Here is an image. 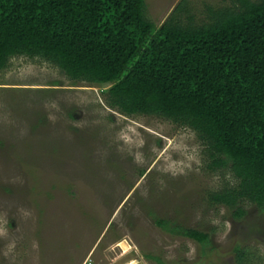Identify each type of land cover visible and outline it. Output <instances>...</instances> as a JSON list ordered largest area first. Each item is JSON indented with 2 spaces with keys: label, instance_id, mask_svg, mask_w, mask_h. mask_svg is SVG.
I'll use <instances>...</instances> for the list:
<instances>
[{
  "label": "rangeland",
  "instance_id": "rangeland-1",
  "mask_svg": "<svg viewBox=\"0 0 264 264\" xmlns=\"http://www.w3.org/2000/svg\"><path fill=\"white\" fill-rule=\"evenodd\" d=\"M145 1L159 29L183 0ZM186 1L199 23L207 7L231 5ZM110 88L73 83L40 59L17 57L0 71V264H237L236 247L264 264V213L243 203L238 219L208 201L235 181L208 169L196 133L111 110Z\"/></svg>",
  "mask_w": 264,
  "mask_h": 264
},
{
  "label": "trees",
  "instance_id": "trees-1",
  "mask_svg": "<svg viewBox=\"0 0 264 264\" xmlns=\"http://www.w3.org/2000/svg\"><path fill=\"white\" fill-rule=\"evenodd\" d=\"M205 15L199 23L183 0L157 29L145 0H0V71L26 57L73 83L110 85L111 110L192 130L208 169L229 171L235 185L210 193L212 205L238 219L243 203L264 213V0H231ZM156 225L210 244L208 234ZM235 253L237 264L252 262L246 249Z\"/></svg>",
  "mask_w": 264,
  "mask_h": 264
},
{
  "label": "bare ground",
  "instance_id": "bare-ground-1",
  "mask_svg": "<svg viewBox=\"0 0 264 264\" xmlns=\"http://www.w3.org/2000/svg\"><path fill=\"white\" fill-rule=\"evenodd\" d=\"M120 246L123 248L125 252H128L130 250L128 243L123 242Z\"/></svg>",
  "mask_w": 264,
  "mask_h": 264
},
{
  "label": "built area",
  "instance_id": "built-area-1",
  "mask_svg": "<svg viewBox=\"0 0 264 264\" xmlns=\"http://www.w3.org/2000/svg\"><path fill=\"white\" fill-rule=\"evenodd\" d=\"M86 264H88V263H86Z\"/></svg>",
  "mask_w": 264,
  "mask_h": 264
}]
</instances>
